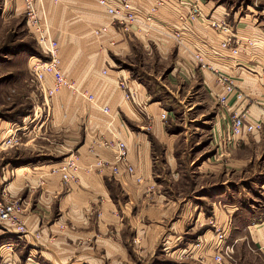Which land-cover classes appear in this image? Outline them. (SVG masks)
Returning <instances> with one entry per match:
<instances>
[{"label":"crops","instance_id":"1","mask_svg":"<svg viewBox=\"0 0 264 264\" xmlns=\"http://www.w3.org/2000/svg\"><path fill=\"white\" fill-rule=\"evenodd\" d=\"M33 1L38 17L57 42L60 69L71 85L70 90L54 95L56 128L67 134L70 150L78 135L83 140L71 154L77 167L68 180L49 164L14 170L15 183L23 180L17 175L24 173V237L28 246H36L29 253L39 255L44 264H147L167 259L214 264L216 237L208 245L200 239L192 251L184 240L188 206L181 209L182 216L186 209L185 219L173 220L176 204L165 193L160 158L155 154L165 147L173 176L174 147L161 119L164 112L170 118L172 110L137 74L142 54L153 67L159 63L170 67L169 85L198 80L223 110V120L231 104L224 107L219 102L226 92L218 76L227 77L244 95L233 108L244 112L248 123H262L260 131L243 135L235 148L264 149V0H165L161 6L157 0H129L136 20L126 24L109 16L95 0ZM193 6L202 15L188 20ZM214 22L229 26L237 53L220 46L226 33ZM100 27L105 30L96 34ZM197 53L203 63L196 60ZM89 94L92 100L86 98ZM10 123L14 122L0 121V153L8 148L4 141L11 134ZM102 140L125 144L133 173L122 164L117 173L95 165L98 158L115 164V149L102 146ZM229 160L234 169L246 174L245 179L252 177L250 189L260 182L264 189V158L261 163L249 155ZM7 176L4 169L0 182ZM201 214L196 211L197 220ZM254 214L257 219L246 225L245 238L264 254V208ZM226 219L219 221L225 232L219 246L231 229ZM206 254L211 255L207 262Z\"/></svg>","mask_w":264,"mask_h":264},{"label":"rangeland","instance_id":"2","mask_svg":"<svg viewBox=\"0 0 264 264\" xmlns=\"http://www.w3.org/2000/svg\"><path fill=\"white\" fill-rule=\"evenodd\" d=\"M36 56L48 59L37 44L24 0H0V121H13L10 123L12 135L9 134L17 136L14 144L6 145L7 150L0 153V176L4 169L8 175L0 182V202H12L19 208L17 224L0 219V264H44L39 255L29 253L36 246H28L25 241L24 173L17 175L18 180H23L15 183L14 170L36 163L49 164L52 171L59 172L64 163L75 159L71 154L83 140L78 135L76 146L70 150L66 146L67 134L57 130L59 120L53 109V98L57 92L51 98L44 97L30 61ZM140 61L142 65H139L141 69L137 74L140 81H145L153 94L164 98V103L172 110V116L162 121L174 147L173 176L166 162L165 147L155 149V154L160 158V181L164 184L165 193L176 204L177 213L173 220L182 221L186 209L183 216L181 209L188 206L183 235L191 245L190 251L196 249L200 239L208 245L216 237L218 228L223 230V222L219 221L227 217L231 229L223 246L229 245L232 252L230 256L225 255L224 264H264V254L245 238L246 225L257 219L254 212L264 208V189L261 182L250 189L252 177L245 179L246 174L229 164L230 158L244 155L261 163L264 149L224 148L219 133L224 131L227 119H222L223 110L210 97L209 91L192 78L169 85L170 67L161 63L153 67V63L149 65L142 54ZM63 89L70 90V85L60 90ZM61 119L65 120L64 117ZM29 169H33L32 166ZM197 210L202 213L200 220L196 218ZM236 237L242 239L236 241ZM35 238H39L37 232ZM210 257L206 254L205 262ZM151 263L201 264L198 259L186 263L182 260H150L147 264Z\"/></svg>","mask_w":264,"mask_h":264},{"label":"built area","instance_id":"3","mask_svg":"<svg viewBox=\"0 0 264 264\" xmlns=\"http://www.w3.org/2000/svg\"><path fill=\"white\" fill-rule=\"evenodd\" d=\"M102 8L105 9L107 14L117 20L119 23L126 24L132 23L136 20V13L133 11L129 0H95ZM165 0H157L159 5H162ZM25 9L27 11V16L29 21L32 22V26L35 30V38L38 46L41 48L45 56L48 57L47 60H43L41 57H31V66L33 68V73L35 80L39 84L41 91L44 94V97L51 98L56 92H58L63 86L68 85L65 77L63 76L62 70L60 69L59 57H58V45L57 42L52 39L48 33L46 26L40 21L38 17L36 8L34 6L33 0H24ZM201 10L197 6H193L186 17L188 20H194L201 17ZM214 27L219 28L222 32L226 33V38L221 42L220 46L222 48H228L231 50V53L235 54L238 51V45L232 46L231 42L233 41L234 34L231 32V29L227 24L224 23H213ZM101 30H96V33ZM179 38V33L174 34ZM34 60H31V59ZM195 58L199 63H203V57L200 53L195 54ZM51 80V84L47 85V80ZM218 81L224 86L226 94H223L219 98V102L224 106L228 107V104H231L229 108V115L226 117L227 123L225 130L221 133V142L224 148L234 147L239 139L243 135H248L254 131H260L262 129V123H248L246 121L244 112L238 113L234 109L235 104H239L243 101L244 95L239 91L236 86L233 85L232 81L223 75L218 76ZM121 85H124L121 83ZM71 87V85H70ZM230 95V98H229ZM89 100H92L93 96L91 94L86 97ZM231 99L233 101L230 103ZM105 113H108V107L102 108ZM167 113L164 112L161 114V119H166ZM12 135V134H11ZM15 137L10 136L5 139L4 143L7 146L14 144ZM100 144L105 147H111L115 149V164H108L104 160L98 158L95 162L97 167H109L114 173L119 171L118 165L122 164L124 168L129 172L133 173V168L130 166L126 160V147L123 142H114L102 140ZM76 163L73 159L68 160L66 163L60 167V172L62 173V178L68 180L71 177V173L76 169ZM19 208L12 202H0V219L7 221L11 224H17V213ZM22 228V227H20ZM27 233L26 230L23 231ZM224 231L217 230L216 240L218 242V247L216 254L214 255V264H224V258L230 256L232 249L229 245L222 246L219 244L224 241Z\"/></svg>","mask_w":264,"mask_h":264}]
</instances>
